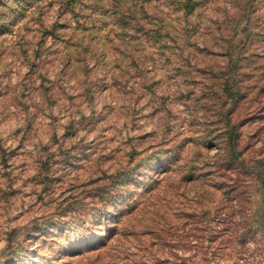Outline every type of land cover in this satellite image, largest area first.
<instances>
[{
  "label": "rangeland",
  "instance_id": "374dc122",
  "mask_svg": "<svg viewBox=\"0 0 264 264\" xmlns=\"http://www.w3.org/2000/svg\"><path fill=\"white\" fill-rule=\"evenodd\" d=\"M191 1L0 0V264H264V0Z\"/></svg>",
  "mask_w": 264,
  "mask_h": 264
},
{
  "label": "trees",
  "instance_id": "16d2710c",
  "mask_svg": "<svg viewBox=\"0 0 264 264\" xmlns=\"http://www.w3.org/2000/svg\"><path fill=\"white\" fill-rule=\"evenodd\" d=\"M185 4H183V9H190L193 4L191 0H185ZM228 68V64L223 66V71H226ZM230 81V83H229ZM240 83V82H239ZM241 84V83H240ZM242 87L238 85V81L233 79H225L224 77L219 78V84L218 89L216 91L219 93L216 94L215 99L213 100L214 105H219L217 111V115L219 117H223V110L226 104H234L238 105L240 103V98L242 97ZM222 94V98L219 97V95ZM232 114V112L230 113ZM219 136L221 137V142L218 144L219 147V156L218 159L221 162L222 160L225 161V165H228L229 167L234 166L238 159L236 158V155L239 154V152H235L237 149H239V144L236 142L235 139H227L225 136H229L226 132L220 133ZM264 161V159H263Z\"/></svg>",
  "mask_w": 264,
  "mask_h": 264
}]
</instances>
